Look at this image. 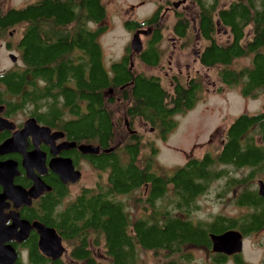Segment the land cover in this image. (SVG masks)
Listing matches in <instances>:
<instances>
[{
  "label": "trees",
  "instance_id": "obj_1",
  "mask_svg": "<svg viewBox=\"0 0 264 264\" xmlns=\"http://www.w3.org/2000/svg\"><path fill=\"white\" fill-rule=\"evenodd\" d=\"M204 1L199 5L198 28L208 41L199 64L207 70L216 69L221 86H246L242 93L257 98L264 88V0H248V6L229 5L224 10ZM155 18L127 21L124 27L136 31ZM105 20L101 0H37L22 9L0 13V29L24 27L15 43L18 62L0 75V84L15 95L21 94L25 101H43L49 124L58 121L70 139L99 148L94 164L98 172L107 173L105 182L93 192L83 189L58 213L57 221L63 225L55 227L71 243L70 257L84 264H102L87 247L91 241L112 264H139L142 251L179 253V245L203 243L206 230L218 231L216 222L194 228L171 217L161 223L159 216L169 214L171 196H188L194 201L217 183V163L243 166L264 161V106L261 114L240 115L228 125L231 142L221 161L210 156L189 158L169 172L152 163L157 151L151 148L149 159L142 162V135L135 131L136 119L159 126L160 135L165 137L175 126L172 118L193 108L199 99L200 78L192 77L189 82L193 86L188 89L174 86L166 90L158 77L145 75L138 65L157 64L158 55L151 46L137 57L127 53L106 68L99 43L107 28L102 24ZM216 21L229 31L223 45L212 38ZM248 23L252 38L242 43ZM242 59H250L249 65L234 69V62ZM25 85L30 86L28 94L22 89ZM250 129L261 132V144L255 137L247 138L244 145L239 142ZM142 194L150 199L142 204L144 213L133 222L127 200ZM88 195L96 197L86 199ZM156 200L160 208L147 215L146 205H155ZM254 203L260 207L259 202Z\"/></svg>",
  "mask_w": 264,
  "mask_h": 264
},
{
  "label": "flooded vegetation",
  "instance_id": "obj_2",
  "mask_svg": "<svg viewBox=\"0 0 264 264\" xmlns=\"http://www.w3.org/2000/svg\"><path fill=\"white\" fill-rule=\"evenodd\" d=\"M14 1L0 0V13L22 9L28 4H35L37 0H27L21 5L15 4ZM135 1L127 8L129 15L134 14L136 10L153 5L150 15L138 22H148L155 16L156 18L144 28L127 31L130 41L124 44L121 57L127 53L133 57L140 56L151 46L152 52L158 55L157 64L152 67L139 62L140 67L160 69L166 65L165 68L169 72L176 70L170 74L169 82L165 85L170 86L171 90L174 86H184L186 89L193 86L189 82L192 78L189 72L182 76V66L178 61L174 63L175 70L171 65L174 58L188 51L192 52L194 61L199 64L201 52L208 41L198 28L199 5L205 1ZM206 1H209L211 5L214 3L212 7L216 10H224L229 5L248 6L247 2H249L248 0H230L228 3H224L223 0ZM101 4L106 11L107 19L105 0H101ZM127 21L135 20L129 18L123 20V26ZM250 25L248 23L245 28L242 43L252 38ZM23 31L22 25L11 30L0 29V49L10 62V55L17 57L14 63L11 62V67L0 70V75L15 68L14 65L19 58L15 43ZM228 34L229 31L225 25L216 21L212 38L223 45L229 39ZM136 35H138L137 42L132 45ZM183 68L186 71L189 70L188 66ZM165 75L168 74L165 73ZM160 85L164 86L162 82ZM198 86H201L203 93L201 80ZM245 87L235 86L234 88H239L243 100L255 101L257 98L251 94L242 93ZM22 89L25 93H30V86L25 85ZM261 95L263 101L260 110L254 115L244 113L241 115L253 117L261 114L264 106V88ZM41 102L43 101L32 103L29 99L25 101L21 94L15 95L7 86L0 84V264H84V261L70 257L71 243L55 226L63 225L61 220L57 221L58 213L66 210V207L79 197L83 189L92 190V192L95 190V188L83 187L79 193H71V188L78 186L84 176L96 173L95 154L80 151V147L91 144L78 143L70 139L68 133L60 129L58 121L49 124L46 119L47 112ZM136 122L138 125H146L138 118ZM228 127L218 138V142L215 141L208 146L211 151H205L200 159L210 156L221 161L225 147L231 142ZM149 130L151 134L161 133L159 126H149ZM135 131L138 130L135 128ZM249 137H255L258 144H261L263 138L261 132L250 129L239 137V142L244 145ZM72 144L75 145L71 146ZM68 162L73 171L80 174V179L75 183H64L60 178L59 171L67 167ZM217 164L219 192L216 195L209 196L204 193L195 197L194 201L193 198L188 199V196H171L173 204L170 205L169 214L160 215L159 218L161 223L163 221L165 223L166 219L171 217L182 225L189 223L194 228L198 225L205 227L216 222L218 231L206 230V241L203 243L191 241L179 245V253L142 251L138 260L139 264H264V197L260 195V187L264 186V161L243 166L222 161ZM30 192L36 194V197L29 195ZM92 197L96 196L88 195L85 198ZM149 199L147 194H142L134 195L127 200L129 212L134 213V217H131L133 222L144 213L143 205ZM255 201L260 203V207L255 205ZM135 202L137 204H133ZM154 202L155 205H146L147 215L154 212L153 209L160 208L158 200ZM213 206L217 207L216 213L208 209ZM42 229L53 230L56 234L48 235L47 239L44 235L42 240L40 233ZM226 233L233 234L222 242L224 251H214L211 236H223ZM43 241L46 242L44 245ZM87 247L91 249L94 260L102 264H112L110 257L102 249L95 248L91 241ZM59 251L62 252L61 255L53 258ZM252 254H256L257 257L252 258Z\"/></svg>",
  "mask_w": 264,
  "mask_h": 264
},
{
  "label": "rangeland",
  "instance_id": "obj_3",
  "mask_svg": "<svg viewBox=\"0 0 264 264\" xmlns=\"http://www.w3.org/2000/svg\"><path fill=\"white\" fill-rule=\"evenodd\" d=\"M27 0H15L17 5L23 4ZM32 1V0H29ZM228 3L230 0H223ZM135 0H105L107 5V19L104 24L107 28L99 39L103 50V63L106 68L111 63L121 58L124 52V44L130 41V35L123 26L122 22L126 19L142 21L150 15L153 5H148L143 9L136 10L134 14L129 15L127 8ZM22 7V6H21ZM174 58L172 69L175 70L174 63L178 61L182 66V76L189 72L190 77L200 78L203 84V93L199 92V99L190 110L175 115L172 120L175 126L167 133L165 137L160 134L149 132V126L138 125L135 121L134 127L142 135L143 147L141 149L140 160L146 162L154 148L157 153L153 156L152 163L158 168H168V171L178 168L189 159H200L205 151H211L208 146L218 142L221 134L227 129L239 115L242 113L247 115L256 114L263 101V96H258L255 101L241 97L239 88L223 87L221 80L217 75L216 69L207 70L202 68L192 52ZM250 59H242L234 62L233 68L240 69L248 66ZM11 62L6 58L5 53L0 49V70L11 67ZM149 69L140 67L142 72L147 76H155L164 84L166 90H171L170 86H165L169 82L170 74L167 68ZM188 66L189 70L183 68ZM197 72V73H196ZM165 73L168 75L166 76ZM196 73V74H195ZM221 86V87H220ZM220 88L221 90H219ZM107 177V173L96 171V173L87 174L78 186L71 188V193L77 194L83 187L96 188L97 185L103 184ZM218 184L214 183L206 192V195L213 196L219 192ZM210 212L216 213L217 207L208 208ZM207 215V210H205ZM204 213V214H205ZM143 257V256H142ZM252 258H256V254H252ZM151 263V262H150Z\"/></svg>",
  "mask_w": 264,
  "mask_h": 264
},
{
  "label": "water",
  "instance_id": "obj_4",
  "mask_svg": "<svg viewBox=\"0 0 264 264\" xmlns=\"http://www.w3.org/2000/svg\"><path fill=\"white\" fill-rule=\"evenodd\" d=\"M136 36L134 37V39L132 41V45L137 42L136 38L138 39V35H136ZM9 59L11 60L12 63H14L17 60V57L15 55H10ZM74 145L75 144H72L71 146H74ZM80 151L87 152V153L98 154L99 153V148H95L94 146L80 147ZM109 151L110 150H107L105 152H109ZM67 164L69 165V167L67 165V167H64V168L60 169V171H59L60 178H61V180L64 183H67V182L75 183V182H77L78 179H80V174L78 172H74L73 171V168H72L71 164H69V162ZM29 195H32V196L36 197V194H33L31 192L29 193ZM260 195H262L264 197V186L263 185H261V187H260ZM40 233L42 235V240H43L44 235L46 236L45 238L47 239L48 235H50V234L51 235H55L56 234V233H54L53 230H48V229H42V231ZM232 234L233 233H226L223 236H214V235H212L211 236V240H212V243H213V250L216 251V252L224 251L223 248H222V242L224 240H226V238L231 236ZM45 243L46 242L43 241V245ZM239 244H240V242H239ZM238 251H239V248H238ZM61 253H62L61 251L57 252V254H55V256H53V258H56V257L58 258L61 255Z\"/></svg>",
  "mask_w": 264,
  "mask_h": 264
}]
</instances>
